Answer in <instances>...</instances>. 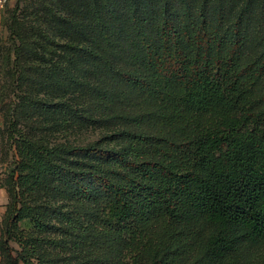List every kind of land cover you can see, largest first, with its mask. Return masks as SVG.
<instances>
[{"label": "trees", "instance_id": "1", "mask_svg": "<svg viewBox=\"0 0 264 264\" xmlns=\"http://www.w3.org/2000/svg\"><path fill=\"white\" fill-rule=\"evenodd\" d=\"M19 7L0 264H264V0H93L91 22L49 3L65 38ZM72 119L108 133L48 136Z\"/></svg>", "mask_w": 264, "mask_h": 264}, {"label": "rangeland", "instance_id": "2", "mask_svg": "<svg viewBox=\"0 0 264 264\" xmlns=\"http://www.w3.org/2000/svg\"><path fill=\"white\" fill-rule=\"evenodd\" d=\"M29 1V3H26ZM93 0H5L4 1V8L7 6L10 9H14L16 4L20 2V7L18 13L21 16H26L30 20H34L48 32H50L54 36L63 37L65 38L70 33H65L64 29L60 26L59 23H56L51 13L48 9V4L53 3L55 8L59 9L65 16H73L78 21L84 22L85 20L91 22L94 17V13L90 10V6ZM24 4H27L24 6ZM7 28L6 26L1 27L0 31V62H6L2 57V54L7 51L9 46V41L7 40ZM78 35V34H75ZM41 49L44 52H48L50 47L48 44H45L42 41H38ZM54 57H62L60 50L58 52L52 53ZM32 60L40 62L38 59L33 58ZM43 64V68H45V64ZM48 69H51L52 66H46ZM46 69V68H45ZM4 72H7V66L0 68V76H4ZM49 79L45 76V81L43 84H49ZM11 86L2 85L0 86V105L2 101H6L8 98L9 91ZM51 90L48 88L47 85L41 87L40 91L38 92L40 95L46 94L45 92ZM76 97H80L82 100L87 99V95L83 90H77L75 93ZM50 95H53L56 100L60 98V93L58 89H54ZM2 112V111H1ZM0 112V174L1 179H4V171L7 167V161L10 157L7 156V141L5 138L4 129V120L3 115ZM60 116V112L53 113V118H58ZM108 133L107 126L101 125H94L89 122H84L78 119H72V121L68 124L61 123L58 127V131H49L48 136L54 140H61V141H72L74 143H87L96 140H103L104 136ZM105 143H108L104 140ZM11 154V153H10ZM1 236V235H0ZM16 247L17 244L14 243Z\"/></svg>", "mask_w": 264, "mask_h": 264}, {"label": "crops", "instance_id": "3", "mask_svg": "<svg viewBox=\"0 0 264 264\" xmlns=\"http://www.w3.org/2000/svg\"><path fill=\"white\" fill-rule=\"evenodd\" d=\"M4 1L5 0L0 1V31H1V21H2V12H3V8H4V6H3ZM1 178L2 177L0 174V223L4 217V214L7 210V204L9 202V193H8L5 185L2 184Z\"/></svg>", "mask_w": 264, "mask_h": 264}, {"label": "built area", "instance_id": "4", "mask_svg": "<svg viewBox=\"0 0 264 264\" xmlns=\"http://www.w3.org/2000/svg\"><path fill=\"white\" fill-rule=\"evenodd\" d=\"M0 1H3V0H0Z\"/></svg>", "mask_w": 264, "mask_h": 264}]
</instances>
